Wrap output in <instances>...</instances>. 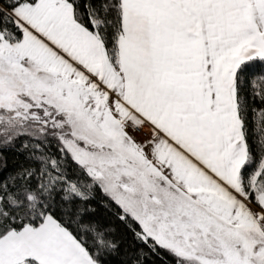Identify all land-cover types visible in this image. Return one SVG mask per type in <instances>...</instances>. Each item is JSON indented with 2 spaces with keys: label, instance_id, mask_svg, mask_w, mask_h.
Segmentation results:
<instances>
[{
  "label": "snow or ice",
  "instance_id": "snow-or-ice-1",
  "mask_svg": "<svg viewBox=\"0 0 264 264\" xmlns=\"http://www.w3.org/2000/svg\"><path fill=\"white\" fill-rule=\"evenodd\" d=\"M0 264H264V0H0Z\"/></svg>",
  "mask_w": 264,
  "mask_h": 264
}]
</instances>
